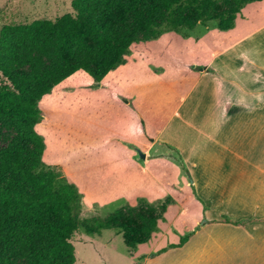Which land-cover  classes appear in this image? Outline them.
<instances>
[{
	"label": "crops",
	"instance_id": "1",
	"mask_svg": "<svg viewBox=\"0 0 264 264\" xmlns=\"http://www.w3.org/2000/svg\"><path fill=\"white\" fill-rule=\"evenodd\" d=\"M200 27L177 37L186 46L167 41L193 56L188 74L169 64L174 81L152 60L186 63L184 54L153 50L150 41L133 44L125 65L100 83L79 71L60 90L107 88L115 127L105 129L127 147L79 170L85 210L170 198L129 264H264V0L245 5L231 30Z\"/></svg>",
	"mask_w": 264,
	"mask_h": 264
},
{
	"label": "trees",
	"instance_id": "2",
	"mask_svg": "<svg viewBox=\"0 0 264 264\" xmlns=\"http://www.w3.org/2000/svg\"><path fill=\"white\" fill-rule=\"evenodd\" d=\"M260 1L229 0L215 14L217 0H74L75 15L2 27L0 130L14 137L0 148V264H75L71 240L80 229L89 235L120 231L130 249L151 239L161 215H139L138 234L121 211L82 218L80 187L46 168L45 138L36 130L43 121L39 103L79 71L100 83L125 65L133 44L211 21L220 31L231 30L243 7Z\"/></svg>",
	"mask_w": 264,
	"mask_h": 264
},
{
	"label": "rangeland",
	"instance_id": "3",
	"mask_svg": "<svg viewBox=\"0 0 264 264\" xmlns=\"http://www.w3.org/2000/svg\"><path fill=\"white\" fill-rule=\"evenodd\" d=\"M74 0H0V31L3 26L8 24H28L37 20H56L64 15H75L73 8ZM216 12L219 14L228 7L229 0H217ZM192 21L195 20L193 13L189 14ZM217 21L206 23L211 29L215 27ZM198 32L202 30L198 24ZM195 27V28H196ZM194 28V29H195ZM192 29V30H194ZM191 30L183 29L179 33L168 32L166 37L160 42H151L148 47L153 50L170 51L173 54H184L183 63H176L172 59L163 60L153 59L155 68H164L169 80H173L172 71L169 64L179 65L182 73L188 72L190 68L192 55L187 48L173 47L167 44L168 40L180 43L186 46V42L180 35H187ZM179 34V35H178ZM181 38V37H180ZM178 56V55H177ZM182 56L180 57L182 59ZM179 57V56H178ZM168 66L167 69L165 67ZM192 66L194 64L192 63ZM201 68V67H199ZM198 68V69H199ZM120 70L118 73H121ZM79 78V76H78ZM4 78L0 74V84ZM189 84L190 80L186 81ZM66 81L58 85L54 92L45 97L39 103V111L43 121L36 127L37 132L45 138L46 149L44 161L46 168L52 169L60 174L63 182L75 184L79 187L77 174L79 170L88 169L91 166L102 164L113 159L114 156H122L127 147L124 144L115 142L108 134L105 127H115L109 115L112 114V101L107 88H97L99 84L93 83L87 89L85 86L79 88V84L60 92L64 88ZM90 90V91H89ZM94 92V96L93 93ZM47 119V122L45 121ZM14 137L13 131L6 129L0 130V148L6 147ZM126 141V140H124ZM175 174L176 172L173 171ZM181 173V169L177 170ZM173 173V174H174ZM174 174V177L176 176ZM182 177H177L181 180ZM80 193L82 196V209L84 214L82 218H106L114 217L117 211H121L127 222L132 221L136 224V233H139V215H166L167 206L170 204V198L157 204H147L139 202L136 206L127 204H113L107 208H95L87 211L83 206V186ZM156 207V208H155ZM157 229V228H156ZM157 232V231H156ZM139 238V235L136 236ZM94 241L97 243L94 244ZM71 242L76 249L75 264H129L131 261L130 251L124 236L117 230H103L100 233L89 235L82 229L74 235ZM90 243V244H89ZM138 252L140 248L136 247Z\"/></svg>",
	"mask_w": 264,
	"mask_h": 264
},
{
	"label": "water",
	"instance_id": "4",
	"mask_svg": "<svg viewBox=\"0 0 264 264\" xmlns=\"http://www.w3.org/2000/svg\"><path fill=\"white\" fill-rule=\"evenodd\" d=\"M139 156L141 157V159H145V155L141 151H139Z\"/></svg>",
	"mask_w": 264,
	"mask_h": 264
}]
</instances>
